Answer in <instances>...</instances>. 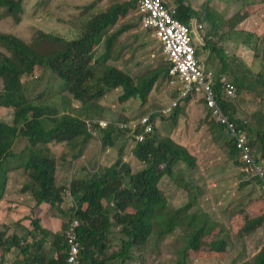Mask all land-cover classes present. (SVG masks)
<instances>
[{
    "label": "trees",
    "instance_id": "1",
    "mask_svg": "<svg viewBox=\"0 0 264 264\" xmlns=\"http://www.w3.org/2000/svg\"><path fill=\"white\" fill-rule=\"evenodd\" d=\"M176 1L179 6L177 20L189 26L190 18L194 17L198 23L203 18V23L210 22L211 32H216L221 26L235 32L234 29L249 18V13L251 15L256 11L255 8L245 6L229 20L222 16L219 17L221 20H216L214 15L201 16L200 13L192 11L188 0ZM262 2L264 3V0ZM89 9L87 7L85 10ZM138 10V0L116 2L107 12L91 19L87 26L82 28L79 38L73 41L39 33L29 42L14 33L0 32V80L3 86L0 89V107L13 109L11 124L0 121V198L8 182L9 171L15 166L24 170V176H27L30 186L29 190H24L30 191V194L23 193L20 188L24 197L16 202L24 212L38 210L49 204L51 211L55 210L66 217L63 191L67 188L75 204L71 209L70 219L62 226V232L55 233L52 241L46 237L48 231L39 224V219L30 216L24 218L30 220L33 226L29 234L37 231L42 235L41 238L29 242L15 233L6 238L5 232H0L2 264L5 261V253L13 248H20L22 256L16 264H67L65 230L73 219L80 222L77 233L82 246L81 264H127L132 260L134 248L143 247L150 237H157L159 240L160 236L173 234L176 229L186 231V238L179 250L180 259L175 264H188L191 260L211 258L229 250L232 238L227 224L213 222L209 216L198 215L192 211L199 189L190 185V182L182 186L189 193L190 200L180 209L168 210L167 199L161 195L158 188L159 180L163 175H167L180 187L178 179L174 176L175 168L179 164L190 168L196 165V157L170 136L161 137L154 132L147 136L144 142H137L133 137L135 142L131 153L145 164L139 171H132L130 164L125 162L124 156L121 155L122 150L119 149V157L110 165L99 164L98 160L90 169L82 165L81 168L85 171L83 176L80 173L67 187L57 184L59 164L65 162L71 166L83 157L81 145L90 139L91 131L86 120L71 114L72 111L63 105L59 96L30 99L22 78L32 76L37 67L49 70L59 78L58 86L65 88L72 99L82 104L86 117L93 114L101 116L102 107L97 101L112 88L121 87L120 101L138 99L145 102L156 81L162 75H169L170 64L161 65L145 72L142 77L133 78L114 66H106L108 59L112 58V46L111 42L102 41L107 30L129 14L138 13ZM0 12V20H13L15 25H20L24 15L23 0H0ZM138 16L141 21L139 14ZM140 25L142 26L141 22ZM237 34L241 33L233 35ZM250 36L248 33L247 38ZM101 43L105 44L106 52L96 58L95 63L99 65L96 70L92 54L96 53L95 48ZM246 44L248 45V42ZM207 48L208 45L204 50ZM253 49L257 51L256 43ZM227 69L228 67H224L221 74H226ZM249 74L250 76L246 77L234 72L233 83L238 90L237 97L228 96L221 86L217 85L218 102L227 115L247 130L254 153L256 156L261 155L262 159L259 161L262 163L264 108L251 114L250 124L237 117L238 99L243 96H251L248 100L251 101V98L257 95L264 101V72L253 74L249 71ZM50 89L44 90V93ZM177 95V92L173 93L174 98ZM53 98L57 100L54 101ZM178 111L177 107L176 114ZM209 115L214 120L210 112ZM150 118L155 123V115ZM212 119H208V125L213 140L219 137L216 130L226 131L228 135L225 137V150L228 151L229 161L243 167L236 140L224 126ZM116 131L120 130L113 120L108 121L107 127L99 129L103 147L113 145V133ZM22 137L28 143L16 153L15 144ZM72 149L76 152L71 153ZM69 165L67 167H70ZM253 184L255 185L254 181H247L243 183V189ZM253 193L254 196L249 194L242 198V205L238 207L237 212L228 217L231 223L241 222L236 233L238 238H245L259 230L264 231V196ZM133 205L136 206L133 208ZM113 227L120 228L123 238L116 244V250L109 254V236ZM45 243L51 244L49 248L56 254L55 257H44L43 260L41 252ZM243 264H264V246Z\"/></svg>",
    "mask_w": 264,
    "mask_h": 264
},
{
    "label": "rangeland",
    "instance_id": "2",
    "mask_svg": "<svg viewBox=\"0 0 264 264\" xmlns=\"http://www.w3.org/2000/svg\"><path fill=\"white\" fill-rule=\"evenodd\" d=\"M122 1L125 0H23L24 15L20 25H15L13 20L1 19L0 32L14 33L19 38L29 42L36 38L39 33L59 37L65 41H73L79 38L82 34V28L86 27L91 19L107 12L114 3ZM192 5L199 8L197 10L203 12L204 15L212 16V14L217 13L218 15H215L216 20H221L220 16L224 19L226 16L228 19L235 13H239L245 6L246 8H255L256 11L251 15L249 13L247 16L249 18L239 26L240 35L237 34V36L228 39L233 32H229V28L224 26L219 27L214 33H217L216 42L218 47L222 46L224 51L227 50L229 62H232L228 64L230 65L227 69L229 72H226L230 74L232 80L234 79V72L246 75V77L250 76L249 71L253 74L264 72V3L262 0H192ZM87 7L90 9L85 10ZM1 16L2 13L0 12ZM204 26L203 32L210 30L209 26L205 24ZM119 31L122 35L118 33ZM248 33L251 35L250 38H247ZM104 34L102 41H109L112 46V58L108 59L106 66H114L136 78L142 77L149 70L169 64L163 55V46L155 40L151 31L142 29L137 12L129 14L127 18L119 21L118 24ZM238 38L248 40L245 49L239 47ZM255 43L258 47L257 51L253 49ZM239 49L240 52H238ZM95 51L96 53H93L92 57L97 70L99 65L95 63V60L106 52L105 44H99ZM57 79L59 78L55 74H51L49 70L37 67L32 76L23 77L22 81L25 83L30 99L40 96L43 98L46 96L48 99L51 95H57L61 98L63 105L66 108L69 107V110L72 111L71 114L78 118L85 119L86 122L113 120L120 130L113 133V145L106 147L102 146L101 133L94 134V132H91L90 139H87L81 145L83 157L81 155L82 158L71 166L65 162L59 164L56 180L58 185L67 187L72 179L80 176V173L83 176L85 171L82 170V165H87V168L90 169L97 160L99 164L101 161L105 165L115 162L119 157V149L122 150L121 155L124 156V161L130 164L133 172L143 169L145 164L138 161L131 154L135 141L131 131L125 128L128 124L129 126L137 124L138 119L146 114L150 117L155 114L161 120H156V117L153 118L158 125L155 126L154 132L158 135L161 134V137L174 136L177 139L175 132L178 129L179 135L180 133L187 135L185 139L190 140V142L186 147L190 154L196 157L195 167L190 168L185 164H179L174 170V176L178 179L181 188L167 175H163L159 180L158 188L161 195L167 199L168 210L180 209L190 200L189 193L182 186L184 183L191 182L199 189L192 211H195L198 215L209 216L213 222L226 223L227 229L231 233L230 248L225 254L205 259L204 257L197 258L189 261L188 264H243L246 260L253 258L264 246L263 230H259L245 238H238L236 233L240 229L241 222L235 224L228 221V217L237 212L238 207L242 205V198L249 194L254 196L253 192L260 196L261 193L256 184L243 189V183L246 182V175L243 173L244 164L243 167H240L229 161L228 151L225 150V137L228 135L226 131L216 130L219 137L213 140L208 125V119L211 120L212 118H210L203 100L193 99L194 105H188L189 99L182 101L177 106L179 108L178 114H176L177 107L170 113L162 112L175 99L173 97L175 88L171 85L172 89L169 87L170 76L162 75L154 84L145 102L138 99L120 101L121 87L112 88L97 101L98 105L102 107L101 116L93 114L86 117L82 104L72 99L65 88L58 86L59 81ZM52 85L54 86L50 89ZM2 87L0 80V89ZM46 89L50 90L44 93ZM257 93L259 94V92ZM250 97L243 96L238 99L237 106V117L248 124L252 122L251 114L260 108H264V101H262L261 96L255 95L251 98V101H248ZM255 97L258 98L255 99ZM53 100L56 101L57 99L53 98ZM191 109L192 111H190ZM194 110L199 111V113ZM200 114H204L203 117H195ZM12 118V107H0V121L11 124ZM202 118H204L203 122L201 121ZM119 120H126L127 122L125 125H119L121 123ZM81 141L82 139H80ZM27 143L25 138H20L15 144L14 151L18 153L25 148ZM70 152L74 153L76 151L72 149ZM257 158L262 159L259 154ZM99 164L97 166H101ZM67 165L70 167H67ZM9 173L8 182L5 184L3 195L0 198V202L3 203L5 202L4 199L17 198V201H19L24 197L16 196L14 190L9 189L15 183L20 185L19 189L21 188L23 193L30 194V191H24L30 189L27 176H24V170L17 169L14 166ZM65 190L63 191L65 198L63 207L67 211V216L60 215L62 222H52L51 219L46 222L45 218L49 217L52 209L51 205L46 204L38 209L39 212L37 213V210L25 213L13 210L11 213L9 212L13 220L8 219V222L5 223L1 221L0 217V232H5L6 238L15 233L19 238L28 239L29 242L39 239L42 235L37 231L33 232L32 235L29 234L33 229L32 224L22 222V216L24 218L32 217L39 219V224L48 231L46 237L52 241L54 234L62 231L63 224L70 219L71 209L75 206V204L70 206V197ZM6 194L11 196L6 198ZM15 206L23 210L16 203ZM135 206L133 205V208ZM0 209H6V206L2 205ZM122 238L120 228L113 227L109 236V254L116 250V244H119ZM159 238L158 240L157 237H150L143 247L134 248L132 260L127 264H175L180 259L179 250L183 247L186 231L181 232L176 229L173 234L163 235ZM21 245H23V242ZM50 245L44 244L41 252L43 260L44 257L53 258L56 255L50 250ZM0 254H2L1 251ZM18 259H22L20 248H13L5 253L4 264H16ZM0 264H2L1 258ZM43 264H46V262Z\"/></svg>",
    "mask_w": 264,
    "mask_h": 264
},
{
    "label": "built area",
    "instance_id": "3",
    "mask_svg": "<svg viewBox=\"0 0 264 264\" xmlns=\"http://www.w3.org/2000/svg\"><path fill=\"white\" fill-rule=\"evenodd\" d=\"M138 1V12L143 27L153 31L163 46L164 54L170 64L171 85L181 83L178 98L162 112L170 113L178 106L180 100H184L193 94H202L206 108L214 120L224 126L232 138L236 140L244 164L243 172L247 180L254 181L264 195V165L254 153L249 134L245 128L239 126L225 113L218 102L217 85H220L228 96L237 97L238 90L231 77L229 74L216 76L204 68L197 57V49L194 46V30L177 20L176 10L167 7V0ZM195 28L203 29L201 25H197ZM87 123L90 131L94 134L98 133L99 129L108 126V121L94 120ZM119 125H125V123L121 122ZM155 125L150 116L145 115L138 120L137 124L131 126L128 124L125 129L131 131L137 142H144L147 136L154 133ZM69 191L68 189L65 190L69 194L72 205H74V200ZM79 225L80 222L73 219L66 229L67 264H81L82 246L77 233Z\"/></svg>",
    "mask_w": 264,
    "mask_h": 264
},
{
    "label": "crops",
    "instance_id": "4",
    "mask_svg": "<svg viewBox=\"0 0 264 264\" xmlns=\"http://www.w3.org/2000/svg\"><path fill=\"white\" fill-rule=\"evenodd\" d=\"M187 3H188V6H190L191 7V9H192V11H195V12H198V13H200L201 14V16H204V13L203 12H199L197 9H199V8H196V7H194L193 5H192V0H188L187 1ZM166 5H167V7L168 8H174L175 10H176V15H177V12H178V2L176 1V0H167V3H166ZM138 14H139V12H138ZM212 15H214V19H216L215 18V15H218L217 13L216 14H212ZM226 17V16H225ZM232 17V16H231ZM230 17V18H231ZM230 18H226L227 20H229ZM203 19V18H202ZM202 19H201V22L200 23H198L197 21H196V19L194 18V17H192V18H190V22H189V26L190 27H192V29L194 30V33H193V36L195 37V40H194V46L196 47V49H197V57L200 59V61H201V63L204 65V68L207 70V71H211V72H213L216 76H218L219 74H221V70L224 68V67H228V66H230V65H228V64H231L232 62H229V57H228V53H227V50H225L224 51V49L222 48V46H219L218 47V45H217V42H216V36H217V33H214V32H211L210 30H212L211 29V24H210V22L209 21H205V23H203L202 22ZM141 22V21H140ZM142 24V23H141ZM204 24L206 25V26H209L210 27V30H207L206 32H203V29L202 30H198L197 28H195L197 25H201L203 28H205V26H204ZM143 26V25H142ZM142 29L143 30H145V31H150V30H147V29H145L144 27H142ZM197 29V30H196ZM234 31L235 32H233L229 37H228V39H231L233 36H235V35H233V34H236L237 32H239V27H237V29H234ZM237 31V32H236ZM152 32V34H153V37L155 38V40L156 41H158L159 43H160V41L158 40V38H157V36L155 35V33L153 32V31H151ZM229 32H232L230 29H229ZM120 35H122V33H121V31H119L118 32ZM239 42H240V45H239V47H242V49H245L246 48V46L245 45H247L246 44V42H248V40H241V39H239L238 40ZM161 44V43H160ZM162 45V44H161ZM207 45H208V48L206 49V50H204V47H207ZM216 47H218V49L216 48ZM163 48V47H162ZM238 52H240V49L238 50ZM163 55L165 56V54H164V51H163ZM166 57V56H165ZM167 59V58H166ZM226 72H229V71H226ZM225 72V73H226ZM227 74V73H226ZM230 75V74H229ZM170 76V75H169ZM233 81V80H232ZM169 87L172 89V87H174L173 89H174V92H177L178 93V95H179V90H180V87H181V83L179 84V83H177V84H175V85H171V76H170V80H169ZM172 87H171V86ZM179 91V92H178ZM178 95H177V97H175V99L173 100V101H175L177 98H178ZM199 98V100H203V102H204V105H205V101H204V98H203V96H202V94H199V93H197V94H193V95H191L190 96V98H188L189 99V101H188V105H194V103H193V99L194 100H196V99H198ZM185 100V99H184ZM184 100H180V104H181V102L182 101H184ZM172 101V102H173ZM171 102V103H172ZM179 106V105H178ZM206 106V105H205ZM167 107H169V105L167 106ZM192 107V106H191ZM197 110H199V109H197ZM197 110H194V111H196L197 113H199V111H197ZM190 111H192V109L190 110ZM147 115V114H146ZM153 115H155V114H153ZM203 115L204 114H200V115H197V116H195V117H198V116H202L203 117ZM145 116V115H144ZM155 117H156V120L157 119H159V120H161V118L160 117H158V116H156L155 115ZM205 117V116H204ZM138 119V118H137ZM203 119L204 118H202L201 119V121L203 122ZM139 120V119H138ZM155 121V120H154ZM165 122V121H164ZM155 124H156V121H155ZM156 127L158 126L157 124L155 125ZM160 131H161V129H160ZM162 131H163V129H162ZM161 135V134H160ZM175 136H177L178 138L176 139V138H174V136H171V138L174 140H176V142L179 144V145H181V146H183V147H185L186 149H188L186 146L188 145V143L190 142V140H187V139H185V137L187 136H185V134H181L180 133V135H179V130L177 129V131L175 132ZM134 137V136H133ZM174 140V141H175ZM132 154V153H131ZM133 155V154H132ZM135 157V156H134ZM100 164H102V165H105L104 164V162H101L100 161ZM262 164L264 165V161L262 162ZM108 165H110V164H107V166ZM86 167H88L87 165H85ZM244 173V172H243ZM248 180H247V178H246V182H247ZM245 183V182H244ZM190 185H193L191 182L189 183ZM19 184H17V183H15V185L13 186V187H11V188H9V189H13L14 191V193H16V196H23V193H22V191H20V189H19ZM260 193L262 194V192L260 191ZM263 195V194H262ZM11 195H8V194H6V198L8 197H10ZM264 196V195H263ZM10 200H5L4 199V203L3 202H0V207L2 206V205H5L6 206V209H0V217H1V221L2 222H8V219H12L13 220V218L11 217V215H10V213L13 211V210H15V211H19L20 213H25L24 212V210H21V208H17L16 206H15V203H16V201L18 200L17 198H9ZM18 202V201H17ZM17 204V203H16ZM72 204H71V201H70V206H71ZM21 207V206H20ZM44 207V206H43ZM40 208H42V207H40ZM39 208V209H40ZM10 212V213H9ZM37 212H39V210H37L36 211V213ZM60 215L61 214H59L57 211H55V210H53V211H51L50 212V214H49V217L48 218H45V220H46V222H49L50 221V219H51V221L52 222H62L61 221V219H60ZM22 222H30V220H26V219H24V216H22ZM31 223V222H30ZM60 232H62V231H60ZM59 231H58V233H60Z\"/></svg>",
    "mask_w": 264,
    "mask_h": 264
},
{
    "label": "clouds",
    "instance_id": "5",
    "mask_svg": "<svg viewBox=\"0 0 264 264\" xmlns=\"http://www.w3.org/2000/svg\"><path fill=\"white\" fill-rule=\"evenodd\" d=\"M67 190V189H66ZM69 190V189H68ZM67 229V228H66ZM65 232H66V230H65ZM66 235V234H65ZM67 249H68V244H67Z\"/></svg>",
    "mask_w": 264,
    "mask_h": 264
}]
</instances>
